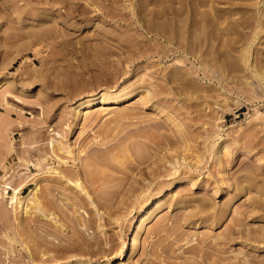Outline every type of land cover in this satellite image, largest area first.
Segmentation results:
<instances>
[{
    "label": "rangeland",
    "instance_id": "374dc122",
    "mask_svg": "<svg viewBox=\"0 0 264 264\" xmlns=\"http://www.w3.org/2000/svg\"><path fill=\"white\" fill-rule=\"evenodd\" d=\"M4 1L0 264H264V0Z\"/></svg>",
    "mask_w": 264,
    "mask_h": 264
},
{
    "label": "bare ground",
    "instance_id": "6f19581e",
    "mask_svg": "<svg viewBox=\"0 0 264 264\" xmlns=\"http://www.w3.org/2000/svg\"><path fill=\"white\" fill-rule=\"evenodd\" d=\"M2 1H4V0H2ZM2 1H0V2H2ZM4 2H6V0L4 1ZM13 2L14 1H12V4H13ZM2 5H3V3H1ZM5 4V3H4ZM6 5V4H5ZM6 7V6H5ZM1 8V7H0ZM3 11V10H2ZM7 12V11H6ZM13 12H15V10L13 11ZM11 15V14H10ZM9 16V15H8ZM10 17V16H9ZM8 19H11V17L10 18H8ZM12 20V19H11ZM12 22V21H11ZM1 26V25H0ZM18 27V26H17ZM14 29V28H13ZM14 31V30H13ZM17 31V30H16ZM16 33V32H15ZM18 34V33H17ZM8 36H9V34H8ZM5 38V37H4ZM6 38H8V37H6ZM3 39V38H2ZM9 41V40H8ZM10 42V41H9ZM133 93H132V91H129V92H127V93H123V94H119V95H117V96H109V95H105L103 92H101V93H99V95H96V96H93V95H91V96H88V97H86L84 100H80V102H78L77 103V105L75 106V110L74 111H78L80 108H86V107H90V106H92L93 104H95L96 102H98V103H100V105H101V107L103 106V104H112V105H114V104H117V103H119V102H121V101H123L124 99H126V98H128V97H130L131 95H132ZM89 114V113H88ZM90 114H91V112H90ZM75 116V115H74ZM90 116V115H89ZM88 116V117H89ZM93 117V116H92ZM76 118V117H75ZM53 140V139H52ZM52 140H51V142H52ZM63 142V141H62ZM57 144H59V143H57ZM52 145V144H51ZM53 146V145H52ZM62 147V146H61ZM57 148H59V146L57 147ZM56 148V149H57ZM55 149V150H56ZM61 150H63V148H60ZM51 150V149H50ZM58 150V149H57ZM43 151H45V150H43ZM68 151V150H67ZM51 152V151H50ZM56 154H58V152H56ZM42 156V155H41ZM54 157H56V156H54ZM89 164V163H88ZM51 166V165H50ZM64 170H65V168H64ZM61 171V170H60ZM67 173V172H66ZM40 174H41V172H40ZM63 174H65V173H63ZM95 174V173H94ZM36 175V174H35ZM34 175V176H35ZM22 178V177H21ZM25 179V178H24ZM39 179V178H38ZM29 180V179H28ZM27 182V181H26ZM25 184V183H24ZM35 185H37V183L35 184ZM6 187H5V189H7V188H9L10 186H7V185H5ZM174 186V181L173 182H170L168 185H167V187H166V189H170L171 187H173ZM4 187V186H3ZM20 188H21V186H20ZM37 186H35V187H33V188H30L31 190H33V192L32 193H34L36 190H37ZM13 194H14V202L16 201V200H18L17 199V197L19 198V202H20V197L22 198V196H18V193H19V187L18 188H13V192H12ZM162 195V191H158V192H153V194L149 197L150 199H149V202H150V204H151V202L152 201H154L156 198H158V197H160ZM34 196H35V194H34ZM33 200H30L29 202L31 203V205H33V208L32 209H34V210H36V211H38V212H40V210L44 213V211L42 210V208L40 207V205H39V202L36 200V198L34 197V198H32ZM23 200V199H22ZM32 201V202H31ZM49 202V201H48ZM47 202V203H48ZM53 203H54V201H53ZM57 203V202H56ZM45 204V203H44ZM49 204V203H48ZM57 205V204H56ZM21 209H23L24 210V212L25 213H27L28 211H29V207H28V203L26 202H24L23 201V203L22 202H20L19 203V205H18ZM15 207H17V206H15ZM18 207V208H19ZM45 210V209H44ZM137 210V212H143L144 211V206L143 205H139V207L136 209ZM153 210V209H152ZM50 212V211H49ZM153 211H151L150 210V212L148 213V215L150 216V213H152ZM46 214V213H45ZM43 214L44 216H46V215H49V214ZM146 214V213H145ZM145 214H142V215H140V216H138V217H133V218H131L129 221H128V223H127V225H126V227H125V230H124V237L126 238V241H125V245H122L123 247H121V249H120V254H119V256L117 257L118 259H120V261L119 262H117V264H121L122 262V259H123V257L125 256V254H126V252H127V250L129 249V247L131 246H134L136 243H137V236H136V231H135V229H136V227H135V225H137L138 224V228H140L141 227V225H143L144 223H145V221L147 220V218H148V216L147 215H145ZM37 215H38V213H37ZM39 216H41V213L39 214ZM50 216V215H49ZM52 217V218H51ZM51 217H48V218H51V219H53L54 221H56L55 220V218L51 215ZM56 217V216H55ZM78 263H79V261H78ZM64 264H68V263H64ZM85 264H88V263H85Z\"/></svg>",
    "mask_w": 264,
    "mask_h": 264
}]
</instances>
